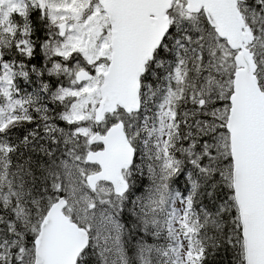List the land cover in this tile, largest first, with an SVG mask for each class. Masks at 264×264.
Instances as JSON below:
<instances>
[{
    "label": "snow or ice",
    "instance_id": "snow-or-ice-1",
    "mask_svg": "<svg viewBox=\"0 0 264 264\" xmlns=\"http://www.w3.org/2000/svg\"><path fill=\"white\" fill-rule=\"evenodd\" d=\"M0 264H264V0H0Z\"/></svg>",
    "mask_w": 264,
    "mask_h": 264
}]
</instances>
